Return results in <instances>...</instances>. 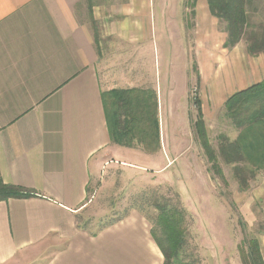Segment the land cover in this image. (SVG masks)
I'll return each instance as SVG.
<instances>
[{
	"label": "crops",
	"instance_id": "crops-1",
	"mask_svg": "<svg viewBox=\"0 0 264 264\" xmlns=\"http://www.w3.org/2000/svg\"><path fill=\"white\" fill-rule=\"evenodd\" d=\"M97 7L94 19H100ZM126 26L117 31L129 35L134 25ZM149 28L145 21L138 36L128 38L139 54L132 61L124 53L104 51L83 0H0V176L36 194L0 201V264L156 261V242L133 212L96 232L79 227L90 185L110 163L163 171L193 150L189 91L194 76L186 43L181 44L187 63L182 75L161 67L164 62L171 66L166 39L162 53L156 43L155 69L149 74L140 47L153 39ZM203 50L204 68L210 46ZM258 58L261 70H243L236 84L228 80L219 92L237 83L238 91L244 90L263 80L264 54ZM208 76L205 69L202 81ZM133 87L155 90L162 123L177 126L152 153L119 145L110 135L106 107L112 108L113 98L104 99V93Z\"/></svg>",
	"mask_w": 264,
	"mask_h": 264
},
{
	"label": "rangeland",
	"instance_id": "rangeland-1",
	"mask_svg": "<svg viewBox=\"0 0 264 264\" xmlns=\"http://www.w3.org/2000/svg\"><path fill=\"white\" fill-rule=\"evenodd\" d=\"M83 2L90 23L94 22V27L100 31L99 39L104 51L110 48L109 52L114 55L124 53L132 61L137 60L139 54L137 45L128 38L138 36L136 30L139 25L146 21L149 28L151 22L153 39H148L140 46L145 49L146 60L141 61L149 74L155 69L157 44L162 53V39H166L172 50L171 66L167 68L164 62L165 66L161 67L167 71L178 70V76L182 75L187 69V63L181 52V44L186 43L184 51L187 52L194 76L189 91L190 111L193 113L189 130L195 144L192 152L182 158V163L168 170L155 171L147 168V164L146 170L133 166L124 169L116 162L110 163L90 185L87 206L80 213L81 225L95 232L133 212L143 220L146 232L156 242L153 232L162 236L156 225L159 207L166 204L169 208L178 207L183 210L185 220V242L179 259L173 264H243L240 247L251 238L259 240L264 257V169L251 172V165L241 163V167L248 171L242 173L240 178L236 173L239 164L224 160L220 151L221 144L226 139L235 140L239 134V130L227 117L225 108L229 96L238 91V83L224 93L218 90L228 80L235 79L236 84L243 70H261L260 54L251 55L248 52L246 39L232 47L225 45L226 22L211 14L207 0H197L195 4L194 0ZM90 4L99 7L96 10L100 19H91ZM247 11L248 36L253 32H261L264 27V0H252ZM126 25H134L131 33H119V29L124 31ZM151 25L147 31L149 36ZM105 33L108 35L103 38ZM207 44L211 51L206 53L203 68L201 57ZM205 69L209 76L202 81ZM200 110L216 157L215 165L209 161L195 138L193 122L198 118ZM156 117L159 121V147L157 139L154 141L151 137L144 144L136 141L135 147H132H145L147 152L152 153L153 149H161L169 137H173L177 126L168 124L166 120L163 124L159 114ZM242 179L246 184L242 183ZM156 255L154 264H163L164 255L158 245ZM34 264H39V261Z\"/></svg>",
	"mask_w": 264,
	"mask_h": 264
},
{
	"label": "trees",
	"instance_id": "trees-1",
	"mask_svg": "<svg viewBox=\"0 0 264 264\" xmlns=\"http://www.w3.org/2000/svg\"><path fill=\"white\" fill-rule=\"evenodd\" d=\"M196 1L194 0V4ZM207 1L211 14L226 22L227 40L225 45L227 47L235 46L241 40L246 39L248 52L251 55L264 54V27L259 33L253 32L250 36L247 33V7L252 3V0ZM89 10L93 20L91 4ZM94 31L96 41H98L99 34L96 26ZM106 97L113 98L112 108L106 107L112 141L125 147H132L136 141L144 144L147 138L151 137L154 138V141L157 139V147H159L156 91L139 88L115 89L104 93V99ZM225 108L227 117L239 130V134L235 140L226 139L221 144L220 151L224 160L239 164L236 173L240 178L242 173L248 171L241 167V163L251 165L253 167L249 170L251 172L264 169V79L229 96ZM193 129L197 143L203 148L209 161L215 165L214 163L217 161L208 138L202 110L199 111L198 118L193 122ZM145 149L147 150V148ZM242 183L246 184V181L242 179ZM33 196H36L34 192L6 184L0 176V201ZM159 209L156 225L160 228L162 236L155 231L152 235L164 255L163 264H173L179 259L185 242L184 212L178 207L169 208L166 204L161 205ZM114 223H109L103 228ZM79 227L86 229L80 224ZM240 253L243 264H264L262 248L256 238L245 240L244 246L240 247Z\"/></svg>",
	"mask_w": 264,
	"mask_h": 264
}]
</instances>
